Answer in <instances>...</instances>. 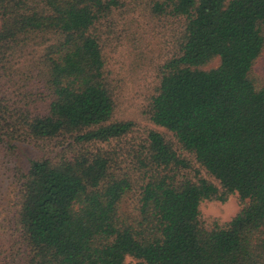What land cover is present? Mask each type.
Masks as SVG:
<instances>
[{"label": "trees", "instance_id": "1", "mask_svg": "<svg viewBox=\"0 0 264 264\" xmlns=\"http://www.w3.org/2000/svg\"><path fill=\"white\" fill-rule=\"evenodd\" d=\"M141 11L176 28L140 133L105 28ZM263 57L264 0H0V143L61 150L23 175L0 264H264Z\"/></svg>", "mask_w": 264, "mask_h": 264}, {"label": "rangeland", "instance_id": "2", "mask_svg": "<svg viewBox=\"0 0 264 264\" xmlns=\"http://www.w3.org/2000/svg\"><path fill=\"white\" fill-rule=\"evenodd\" d=\"M175 28V23L156 20L143 11L122 20L111 33L107 32L111 27L105 28V36L111 39L106 47L109 65L120 86V114L136 121L140 133L156 128L144 119L142 110L158 82L160 63L174 51ZM255 69L257 75L264 78V57ZM59 153L60 149L48 143H0V247H5V250L0 248L2 256L18 251L20 247L12 222L23 175L33 161L43 157L55 158ZM240 210L239 197L235 194L226 202L204 201L201 218L208 226L214 221L224 224ZM126 263L136 264V261L128 258Z\"/></svg>", "mask_w": 264, "mask_h": 264}]
</instances>
